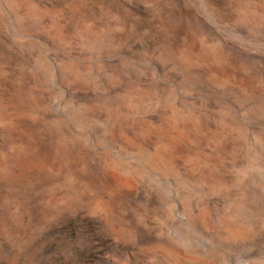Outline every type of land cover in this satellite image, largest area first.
<instances>
[{"label": "rangeland", "instance_id": "1", "mask_svg": "<svg viewBox=\"0 0 264 264\" xmlns=\"http://www.w3.org/2000/svg\"><path fill=\"white\" fill-rule=\"evenodd\" d=\"M0 264H264V0H0Z\"/></svg>", "mask_w": 264, "mask_h": 264}]
</instances>
